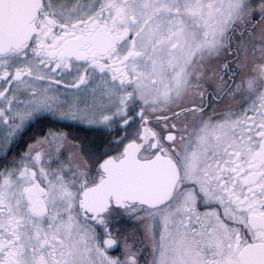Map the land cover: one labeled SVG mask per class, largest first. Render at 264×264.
I'll use <instances>...</instances> for the list:
<instances>
[{
    "label": "snow or ice",
    "instance_id": "obj_1",
    "mask_svg": "<svg viewBox=\"0 0 264 264\" xmlns=\"http://www.w3.org/2000/svg\"><path fill=\"white\" fill-rule=\"evenodd\" d=\"M0 264H264V0H0Z\"/></svg>",
    "mask_w": 264,
    "mask_h": 264
}]
</instances>
